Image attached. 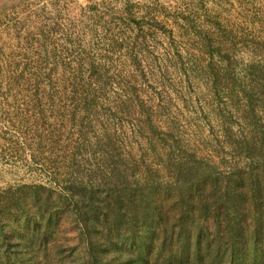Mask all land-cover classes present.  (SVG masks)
I'll list each match as a JSON object with an SVG mask.
<instances>
[{"label": "rangeland", "instance_id": "rangeland-1", "mask_svg": "<svg viewBox=\"0 0 264 264\" xmlns=\"http://www.w3.org/2000/svg\"><path fill=\"white\" fill-rule=\"evenodd\" d=\"M194 174L264 181V0H0V264H141Z\"/></svg>", "mask_w": 264, "mask_h": 264}, {"label": "trees", "instance_id": "trees-1", "mask_svg": "<svg viewBox=\"0 0 264 264\" xmlns=\"http://www.w3.org/2000/svg\"><path fill=\"white\" fill-rule=\"evenodd\" d=\"M194 175L172 200L140 196L144 215L123 220L114 213L112 225L94 228L105 241L100 249L127 248L141 264H264V205L256 209L258 199L264 203V181L252 187L240 178L231 190L217 177Z\"/></svg>", "mask_w": 264, "mask_h": 264}]
</instances>
